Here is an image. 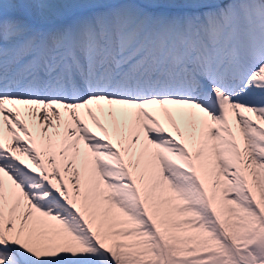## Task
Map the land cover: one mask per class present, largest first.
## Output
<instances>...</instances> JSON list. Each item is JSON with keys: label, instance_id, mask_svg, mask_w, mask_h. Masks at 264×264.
Masks as SVG:
<instances>
[{"label": "snow or ice", "instance_id": "6c2138e0", "mask_svg": "<svg viewBox=\"0 0 264 264\" xmlns=\"http://www.w3.org/2000/svg\"><path fill=\"white\" fill-rule=\"evenodd\" d=\"M0 264H264V0H0Z\"/></svg>", "mask_w": 264, "mask_h": 264}]
</instances>
